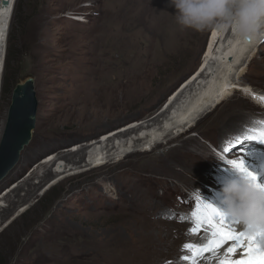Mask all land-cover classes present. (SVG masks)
<instances>
[{"label":"rangeland","instance_id":"374dc122","mask_svg":"<svg viewBox=\"0 0 264 264\" xmlns=\"http://www.w3.org/2000/svg\"><path fill=\"white\" fill-rule=\"evenodd\" d=\"M192 30L169 0H15L0 90L7 64L15 83L33 78L37 108L31 139L0 181V264H157L166 256L142 241L167 239L175 224L190 230L197 193L226 213L219 185L196 172L206 156L238 176L209 145L222 152L264 120V30L237 61V87L181 119L200 90L199 80L187 86L203 57L201 31ZM233 99L242 116L221 133L218 114ZM0 105L1 130L9 97ZM242 147L264 155V143Z\"/></svg>","mask_w":264,"mask_h":264},{"label":"bare ground","instance_id":"6f19581e","mask_svg":"<svg viewBox=\"0 0 264 264\" xmlns=\"http://www.w3.org/2000/svg\"><path fill=\"white\" fill-rule=\"evenodd\" d=\"M14 2H15V0H0V82H1V72H2V68H3L4 54H5V45H6V40H7L6 39L7 38V32H8V28L10 25L11 13L13 10ZM135 6L136 5H132L131 7H135ZM171 8L176 10L173 6H171ZM152 15L153 14H151V16ZM153 17H155V16H153ZM225 28H226V26L223 28H217L216 27L213 30L210 29L207 33L205 30L201 31V37H202V40H204L203 51H202L203 57H202L201 62L196 67V69L191 73V74H193L192 75L193 77H192V79L191 78L189 79L190 82L187 84V86L192 85L193 83H195V81L197 82L199 80V83H200L199 89L200 90H199V92H197V94L194 93L193 97H191L187 101L186 104L183 103L184 108H181V111L179 112V116L181 117V119L192 118V115L198 114L205 107L212 106L214 104V102H217V100L219 98H221L223 95L227 94V92H229V90H230L229 88H232L233 85H234V87H237L235 85L234 79H232V76H234L233 74L237 73V71H240V69H238V68L236 69L237 61H238V59H241V56L243 55L242 53H244V50H247L246 48L250 43L248 42L247 39L241 38V36H239L237 33H234L233 31L231 32V27H230L229 32H227L225 36H222L223 34L221 35V32L222 31L224 32ZM197 33H198V31L192 30V32H191L192 37H194ZM213 33H215V35H213ZM230 33H232V35ZM104 35H105V33H103L102 36H104ZM219 35H221L220 36L221 39L219 40L220 43L217 41L219 39L218 38ZM221 40H223V41H221ZM254 40H255V37H253L252 42H254ZM215 42H216V44H215ZM215 54L218 55V57H216ZM214 62H217L219 67L214 68ZM217 64H216V66H217ZM207 71H209V74H207V76L209 75L208 78H206L204 76V74ZM215 74H217V75H215ZM218 74H219V76H218ZM203 77H205L206 80H204ZM219 77H221V78H219ZM226 83L229 85L228 88H225ZM187 86H186V88H187ZM243 87H245V85ZM184 90L185 89H183L178 95H176V97L173 98L174 100H172V101L170 100L171 105L178 98V96H180V94L183 93ZM240 90H242V87L240 88ZM259 97H261V96H259ZM181 101H183V100L181 99ZM235 102H236V99L228 100V104H230L231 107L233 104L236 105L235 108L233 109V107H232V109H230L228 112L225 113L226 109H228L230 107V105H227L228 107H226L225 109L223 108L224 111H222L220 114H218V116H220V117L217 119V122L220 123V121H223L221 126L219 127V132H221V133H223L221 128H222V125H223L225 120H227L229 117L235 118V117L241 115V113H242L241 107L239 106V104H236ZM169 105L168 106L166 105V107H165L167 110L169 109ZM171 105H170V107H171ZM5 116H6V112H5ZM187 141L190 142V141H194V140L189 139ZM218 151H220V150H218ZM259 152H262V151L257 152V151H252V150H245L244 153H245V155H249V156L253 155L252 159H250L248 161L252 162V163H256L259 160L264 161V155L262 158L261 157H255V156L259 155ZM220 153H221V151H220ZM235 153L236 152L233 153L234 156H235ZM189 155H190V153H189ZM192 157L190 156V158H192ZM205 157L203 159L204 160L203 164H205L203 166V169L200 170L198 168V171L196 172V174H198L200 176L199 178L203 179V181H206L209 183L210 182L217 183V185H219L217 187L219 190L217 195H221V194H223L222 193V186L225 183H227L228 181L235 179L236 173L233 170L231 172H229V171H226V170L220 168V166L218 164H216L215 160H213L210 157L209 158L208 157L205 158ZM227 158H232V157L227 156ZM18 160H19V158H18ZM18 160H17V162H18ZM185 160H188V159H185ZM205 160L207 162H205ZM222 160H224V159H222ZM243 160H244V162H247V161H245V160H247L246 157H244ZM208 161H209V163H208ZM191 163H192V161H191ZM183 168H184V166H183ZM256 170L257 171L255 172V174L257 175L258 182L261 181L263 184L264 169L261 171V168H259V166H258V167H256ZM214 175L216 177V180L214 179V177L212 180V176H214ZM178 225H180L179 226L180 228L178 227ZM146 235L148 236V233ZM203 235H204L203 230H201L199 234L193 235L190 233V231L187 229L186 226H184L182 224H175L173 227H171L169 230H167V232H166L167 239H165V236H162L160 233L152 234L151 236L146 238L145 241H142L143 244L141 243V248L149 246L150 250H151L150 252L152 253V255L154 257H157V259H159V260H160V258L166 256L163 261L160 260V261H158L157 264H166L167 261H172V264H177L178 257L180 256V254L183 253L182 252L183 245L185 243H202L203 242L202 241ZM145 249H147V248H144L143 250H145ZM148 250L149 249H147V251ZM222 252H223V250H221V253ZM205 255L207 256L208 254L206 253ZM201 264H208V262L202 261ZM211 264H215V261H212Z\"/></svg>","mask_w":264,"mask_h":264},{"label":"snow or ice","instance_id":"6c2138e0","mask_svg":"<svg viewBox=\"0 0 264 264\" xmlns=\"http://www.w3.org/2000/svg\"><path fill=\"white\" fill-rule=\"evenodd\" d=\"M236 3L246 10L241 14V28L247 33L255 32L259 35L264 30V0H236ZM231 30L236 33L235 26ZM247 40L251 43L253 36L249 35ZM228 87L226 83L225 88ZM258 99L264 102V96ZM246 141L264 143V120L256 121L252 127L226 141L221 158L232 169L246 175L264 192V184H260L257 175L245 167L242 156L238 154L235 158H227L238 146V153L244 152L242 145ZM227 217L226 213L206 202L197 193L196 204L191 213L193 227L189 231L196 235L203 230V242L185 243L182 248L184 254L180 256V260L185 264H201L202 261H207L208 264L212 261L215 264H264V230L254 232L248 225L242 226L238 219ZM237 252L240 253L239 259L235 258ZM166 264H172V261H167Z\"/></svg>","mask_w":264,"mask_h":264},{"label":"clouds","instance_id":"9594fccd","mask_svg":"<svg viewBox=\"0 0 264 264\" xmlns=\"http://www.w3.org/2000/svg\"><path fill=\"white\" fill-rule=\"evenodd\" d=\"M169 4L176 9V21L182 28L202 31L235 26L241 38L258 36L241 28V14L246 10L236 0H169ZM237 173V178L222 186L226 214L254 232L264 230V192L246 175Z\"/></svg>","mask_w":264,"mask_h":264},{"label":"water","instance_id":"95a60500","mask_svg":"<svg viewBox=\"0 0 264 264\" xmlns=\"http://www.w3.org/2000/svg\"><path fill=\"white\" fill-rule=\"evenodd\" d=\"M37 99L33 78L13 86L6 116L0 130V181L17 162L20 151L31 139L35 126Z\"/></svg>","mask_w":264,"mask_h":264},{"label":"trees","instance_id":"16d2710c","mask_svg":"<svg viewBox=\"0 0 264 264\" xmlns=\"http://www.w3.org/2000/svg\"><path fill=\"white\" fill-rule=\"evenodd\" d=\"M7 67H8V65L6 64L5 73L3 75L2 85H1V90H0V101H4L5 98L10 97L11 90H12L13 86L15 85L13 76L9 75V78L6 77ZM0 111H1V105H0Z\"/></svg>","mask_w":264,"mask_h":264}]
</instances>
